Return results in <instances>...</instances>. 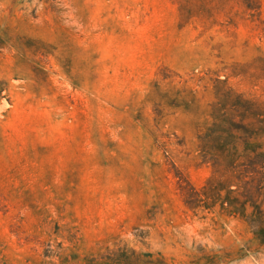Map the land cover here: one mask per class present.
Masks as SVG:
<instances>
[{
    "label": "rangeland",
    "instance_id": "1",
    "mask_svg": "<svg viewBox=\"0 0 264 264\" xmlns=\"http://www.w3.org/2000/svg\"><path fill=\"white\" fill-rule=\"evenodd\" d=\"M0 0V264H264L191 211L215 87L264 110V0ZM264 145V137L261 138Z\"/></svg>",
    "mask_w": 264,
    "mask_h": 264
},
{
    "label": "trees",
    "instance_id": "2",
    "mask_svg": "<svg viewBox=\"0 0 264 264\" xmlns=\"http://www.w3.org/2000/svg\"><path fill=\"white\" fill-rule=\"evenodd\" d=\"M206 1L176 0L181 20L189 21L195 7L208 11ZM259 2L239 0L252 19L259 17ZM209 117L198 150L212 175L200 190L186 180L178 182L184 206L191 211L218 207L221 214L243 221L264 247V110L241 94L215 87Z\"/></svg>",
    "mask_w": 264,
    "mask_h": 264
}]
</instances>
